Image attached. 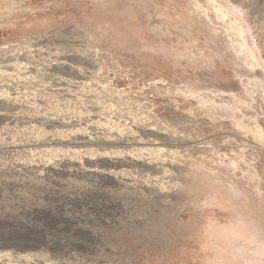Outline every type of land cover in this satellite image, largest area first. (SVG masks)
<instances>
[{
	"label": "rangeland",
	"instance_id": "obj_1",
	"mask_svg": "<svg viewBox=\"0 0 264 264\" xmlns=\"http://www.w3.org/2000/svg\"><path fill=\"white\" fill-rule=\"evenodd\" d=\"M0 264H264V0H0Z\"/></svg>",
	"mask_w": 264,
	"mask_h": 264
},
{
	"label": "bare ground",
	"instance_id": "obj_2",
	"mask_svg": "<svg viewBox=\"0 0 264 264\" xmlns=\"http://www.w3.org/2000/svg\"><path fill=\"white\" fill-rule=\"evenodd\" d=\"M114 163H118V164H121L122 162H119V161H118V162H114Z\"/></svg>",
	"mask_w": 264,
	"mask_h": 264
}]
</instances>
